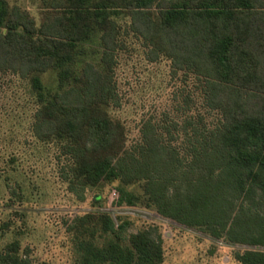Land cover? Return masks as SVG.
Returning <instances> with one entry per match:
<instances>
[{
    "label": "rangeland",
    "instance_id": "1",
    "mask_svg": "<svg viewBox=\"0 0 264 264\" xmlns=\"http://www.w3.org/2000/svg\"><path fill=\"white\" fill-rule=\"evenodd\" d=\"M80 1L0 0V37L29 38L24 52L0 44V249L17 239L32 264H77L78 231L84 237L94 231L101 241L99 214L108 213L129 221L127 235L161 236V264H240L237 252L264 251L230 241L220 228L188 226L156 206L118 203L119 180L92 184L80 173L81 163L110 155L133 173L126 187L139 201L157 179L176 194L200 165L208 172L210 161L200 162L205 148L216 164L212 147L236 119L264 116V89L253 82L220 81L215 63L197 58L175 36L168 41L148 30V19L138 20L117 0ZM98 1L109 4L104 23L93 16ZM115 5L120 14L111 12ZM165 6L156 0L142 10L153 21ZM60 41L73 58L72 77L61 83L56 67L35 62ZM263 61L247 69L262 85ZM35 76L43 98L32 85Z\"/></svg>",
    "mask_w": 264,
    "mask_h": 264
},
{
    "label": "trees",
    "instance_id": "2",
    "mask_svg": "<svg viewBox=\"0 0 264 264\" xmlns=\"http://www.w3.org/2000/svg\"><path fill=\"white\" fill-rule=\"evenodd\" d=\"M155 1L117 0L123 7L134 9L138 20L145 22L148 19V30L159 32L168 41L175 36L185 46L191 45L197 58L215 63L220 81L239 87H247L253 82L258 90L264 89V85L255 79L256 73L252 77L247 71L249 65L264 58V0H163L167 6L163 7L157 19L151 21L150 15L142 9ZM84 2L89 0L80 1L81 4ZM108 5L105 1L95 3L93 16L99 23L106 21ZM115 6L111 12L120 14L121 5ZM2 19L0 13V26ZM12 36L9 39L0 37V44L4 48L17 47L24 52L29 38L26 40L23 35L14 33ZM60 42L49 46L51 50L46 51V59L35 56V62L45 67L50 64L56 67L61 83L72 77L69 65L73 58L63 51L64 43ZM32 85L38 97L43 98L39 77L32 78ZM100 122L97 120L95 124ZM212 149L216 151V164L209 160L206 148L202 156L205 154L207 158L200 160L211 163L206 174L201 170L206 164L200 165L199 172L193 173L191 179L190 176L182 179L176 194H168L166 180L157 179L151 182L148 198L141 201L126 187L134 175L121 160L117 163L110 155H103L81 163L79 171L92 184L101 179L108 182L119 180L118 203L156 206L161 214L188 226H197L206 232L220 228L230 241L264 246V116L244 115L236 119L229 133L223 135L221 144ZM143 169L141 165L138 171H133L136 178H140L137 174ZM255 196L262 202V207H255ZM239 200L240 203L250 202L245 207L237 204ZM211 214L213 216L210 217ZM99 218L101 241L96 239L94 231L85 237L78 231L77 264L162 263L161 236H153L146 230L127 235L129 221H120V218L116 221L108 213L99 214ZM236 259L240 264H264V251L244 249L237 252ZM0 264H32V261L20 254V244L15 239L0 249Z\"/></svg>",
    "mask_w": 264,
    "mask_h": 264
}]
</instances>
